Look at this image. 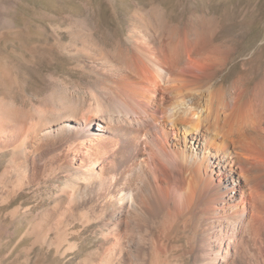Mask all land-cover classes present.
Segmentation results:
<instances>
[{
	"label": "bare ground",
	"instance_id": "1",
	"mask_svg": "<svg viewBox=\"0 0 264 264\" xmlns=\"http://www.w3.org/2000/svg\"><path fill=\"white\" fill-rule=\"evenodd\" d=\"M164 21L130 16L129 45L112 57L77 52L106 86L95 94L109 116L68 114L57 139L24 125L20 146L2 128L0 150L76 154L82 182L50 217L95 218L104 264H169L186 232L194 264H264V83L225 88L228 54L208 23Z\"/></svg>",
	"mask_w": 264,
	"mask_h": 264
},
{
	"label": "rangeland",
	"instance_id": "2",
	"mask_svg": "<svg viewBox=\"0 0 264 264\" xmlns=\"http://www.w3.org/2000/svg\"><path fill=\"white\" fill-rule=\"evenodd\" d=\"M132 15L163 19L173 31L206 21L228 54L224 87L243 77L252 93L264 83V0H0V132L13 146L29 142L17 140L24 125L57 139L54 124L68 114L110 115L97 113L102 101L95 93L106 86L77 52L112 57L125 50ZM19 151L0 150V264H104L110 249H99L104 229L95 218L58 226L50 217L60 211L61 196L82 182L76 154ZM189 236L180 233L174 240L180 247L163 261L194 264Z\"/></svg>",
	"mask_w": 264,
	"mask_h": 264
}]
</instances>
